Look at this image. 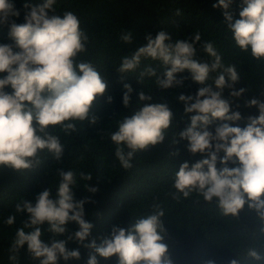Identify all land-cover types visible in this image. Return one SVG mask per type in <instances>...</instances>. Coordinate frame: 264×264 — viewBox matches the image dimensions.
Segmentation results:
<instances>
[{"label": "clouds", "instance_id": "1", "mask_svg": "<svg viewBox=\"0 0 264 264\" xmlns=\"http://www.w3.org/2000/svg\"><path fill=\"white\" fill-rule=\"evenodd\" d=\"M55 4L56 0H43L35 5L26 2L23 22L17 23L21 11L14 0H0V27L8 28L11 41L0 43V165L16 171L38 165L40 153L45 150L55 160H61L64 146L49 128L58 126L70 134L76 130V121L90 118L95 124L96 117H90V110L107 89V81L96 66L79 59L86 53L88 41L79 18L72 11L58 14ZM232 4L233 0H217L212 7L222 9V23L235 46L249 52L257 62L264 61V0H240L239 18L230 11ZM121 39L132 43V34L122 33ZM144 40L131 54L121 58L117 72H133L146 59L159 62L164 72L158 76L155 68L146 66L140 73L141 80L155 76L161 89L182 88L189 76L177 74L187 70L191 80L200 85L194 95L176 97L184 112L192 114L179 137L187 141L189 153L202 158L180 164L174 188L184 197L197 192L205 201L215 202L225 215H238L247 204L264 222V100L246 101L247 107L257 108L258 115H249L246 125L239 126L236 122L243 117L240 111L232 110L223 93L228 88L229 96L238 98L245 89L234 87L239 80L235 66L222 62L213 42H203L202 51L210 58L203 60L197 58L199 31L175 42L166 31L155 36L148 33ZM210 79L212 82L208 83ZM123 88L122 103L128 107L134 89L128 83ZM138 98L142 106L124 116L111 133L115 156L126 169L131 167L135 152L163 142L173 119L166 103L151 102L152 97L143 91ZM112 99L109 95L107 102ZM57 175L55 196L45 188L36 194L34 202L23 200L16 205V212L26 213V218L16 229L10 260L17 259L15 254L25 244L28 253L39 258L40 264H57L61 258L79 259V249L67 247L69 241H76L92 250L87 264H98L97 255L103 258L115 255L118 264H172L168 246L163 242L162 210L136 220L127 229L113 225L110 235L100 244L95 239L84 243L93 228L85 219L84 205L90 197L75 199L73 186L77 180L72 170L59 169ZM80 178L88 181L91 175L81 172ZM85 188L89 193L97 191L87 184ZM14 222V215L5 221L7 225ZM72 223L78 226L77 230H69ZM44 225L51 234L47 241L42 238ZM56 236L65 238L55 239ZM247 255L257 261L262 259L255 249H249ZM231 264L239 262L233 259Z\"/></svg>", "mask_w": 264, "mask_h": 264}, {"label": "trees", "instance_id": "2", "mask_svg": "<svg viewBox=\"0 0 264 264\" xmlns=\"http://www.w3.org/2000/svg\"><path fill=\"white\" fill-rule=\"evenodd\" d=\"M14 2L21 11L17 23H22L24 3L35 5L43 0ZM215 2L217 0H56L54 8L58 14L72 11L79 18L81 30L88 37L87 51L79 59L96 66L107 81V89L103 96L96 98L90 110V117H96L95 124L90 122V118L76 121V130L70 134H65L58 126L49 128L64 146L61 160H55L45 150L40 153V163L31 169L16 171L0 165V264H40L39 258L28 253L26 244L15 254V261L9 259L16 229L26 218V213L16 212V205L23 200L34 202L36 194L45 188L55 196L59 169L76 173L75 199L90 197L84 205L85 219L93 224V228L84 243L95 239L100 244L104 237L110 235L113 225L127 229L136 220L162 210L163 242L168 246L172 264H207L209 260L214 264H231L233 259L239 264H264V222L247 204L238 215H225L215 202L205 201L197 192L184 197L174 188L175 173L180 164L185 160L193 163L202 158L199 154L189 153L187 141L179 137L192 114L184 112L183 104L176 97L179 94L194 95L200 85L191 80L187 70L177 74L189 76L182 88L161 89L155 83V76H145L141 80L140 73L146 66L155 68L158 76L164 72L159 62L146 59H142L133 72H117L121 58L145 43L146 34L155 36L159 31H166L175 42L199 31L198 59H210L202 51V44L211 41L222 62L235 66L239 80L234 87L244 88L245 92L238 98H232L230 89L225 88L223 97L229 100L233 111H240L243 119L236 123L244 127L249 115H258L257 108L247 107L246 101L251 98L264 100V61L257 62L249 52L235 46L222 23V9L212 7ZM239 4L240 0H233L230 7L235 18H239ZM7 32V27H0V43H11ZM128 32L132 34V43L121 39V34ZM211 82L210 79L208 83ZM124 83L134 89L128 107L122 103ZM141 91L150 95L153 103H166L173 112V119L165 130L163 142L135 152L131 167L126 169L115 156L116 145L111 140V133L124 116L131 115L142 106L138 98ZM109 95L113 97L111 103L107 102ZM217 167H220L219 163ZM81 172L90 174L91 180H82ZM85 184L96 187L97 191L89 193ZM9 215L15 216L12 225L5 223ZM46 228L47 225L42 226V238L47 241L51 234ZM68 228L75 231L78 226L72 223ZM54 238L64 239L65 236ZM67 247L79 249L80 258L68 261L61 258L57 264H87L91 249L76 241H69ZM249 249L258 251L262 259L257 261L249 257ZM97 261L98 264H118V257L97 255Z\"/></svg>", "mask_w": 264, "mask_h": 264}]
</instances>
